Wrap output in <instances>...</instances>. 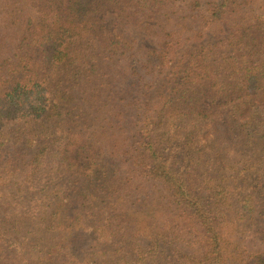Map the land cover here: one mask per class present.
I'll use <instances>...</instances> for the list:
<instances>
[{
  "label": "trees",
  "instance_id": "16d2710c",
  "mask_svg": "<svg viewBox=\"0 0 264 264\" xmlns=\"http://www.w3.org/2000/svg\"><path fill=\"white\" fill-rule=\"evenodd\" d=\"M260 242L264 0H0V264H264Z\"/></svg>",
  "mask_w": 264,
  "mask_h": 264
},
{
  "label": "rangeland",
  "instance_id": "374dc122",
  "mask_svg": "<svg viewBox=\"0 0 264 264\" xmlns=\"http://www.w3.org/2000/svg\"><path fill=\"white\" fill-rule=\"evenodd\" d=\"M105 22H106V28H107V30L109 32H114V30L116 29V24H115L114 19L111 18V17H108V18H106ZM134 31H135V36L138 38V41L140 43L139 45H141V44L146 45L147 44V41L144 40L143 37H140L139 36V32L137 30H134ZM167 79H168V75H165L162 78L156 79V81H155L156 89L154 90V92L152 91L150 93V95L147 97V101H148L149 97H152L154 95H157L160 92H166L167 91V89L169 87V83H168ZM260 243H264V242H260Z\"/></svg>",
  "mask_w": 264,
  "mask_h": 264
}]
</instances>
